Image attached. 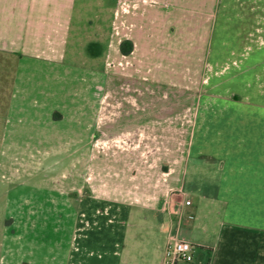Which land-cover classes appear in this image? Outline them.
<instances>
[{
	"label": "crops",
	"instance_id": "0c3cea01",
	"mask_svg": "<svg viewBox=\"0 0 264 264\" xmlns=\"http://www.w3.org/2000/svg\"><path fill=\"white\" fill-rule=\"evenodd\" d=\"M89 74L118 100L90 103ZM154 88L197 98L154 103ZM0 109L6 141L63 142L70 158L34 187L44 198L18 165L2 172L18 214L0 264H163L190 237V264H264V0H0ZM105 135L130 147L92 157ZM43 206L67 240L40 256Z\"/></svg>",
	"mask_w": 264,
	"mask_h": 264
},
{
	"label": "rangeland",
	"instance_id": "374dc122",
	"mask_svg": "<svg viewBox=\"0 0 264 264\" xmlns=\"http://www.w3.org/2000/svg\"><path fill=\"white\" fill-rule=\"evenodd\" d=\"M93 13L92 10H90L89 14ZM74 36H72V41L74 44ZM91 47L89 46V49ZM90 64V65H89ZM88 66H92L91 63H88ZM90 75V74H89ZM88 84V88L90 90L89 95V101L90 103H95L97 100V96L101 94L104 90V94L102 96V100H104L106 103L117 101V97L111 93L109 90V81L106 79L104 85L105 88L103 89L102 82L100 84L99 78L94 74L90 75L87 78L83 79ZM13 86V84H11ZM10 85V86H11ZM12 86L10 87L12 89ZM102 86V87H101ZM100 91V92H99ZM11 93H7L4 96L10 101L12 97H16L17 94L13 95V91H10ZM197 98V94L193 93L191 91L186 92H178L173 91L172 89L163 90V92L158 91L156 88H154L153 91V101L156 103L157 101L162 102H184V104L192 103ZM4 110V109H3ZM2 112V109H0V113ZM154 112H157V110H154ZM191 112V111H187ZM10 120L11 118L13 121H17V115L13 112H10ZM5 118H7L6 114L4 112L0 114V237L5 231V227L7 226V219L11 216H17L18 214V207L16 205V201L12 200V195L7 190L8 185L6 186L5 178H2V172L7 168V166L12 165H18L21 171V177L22 180L20 182L24 183L26 185V188L24 189L26 197L29 196V194L38 195L40 198H44L45 195L49 193L48 190H37L34 187H37L36 185L38 182L40 183L43 181V178H48L49 182L52 183V177L57 175L61 177V173L64 170L66 164L70 162V158L67 157V149L66 144L63 142H53V143H41L36 141H6L7 139H4L3 131H4V122ZM3 124V125H2ZM130 147L129 141H115L112 138L107 137L105 135V138L103 140L94 141L90 143V150L91 155L94 157L97 152H108L112 151L114 149H128ZM32 154H35L33 157ZM11 155H13V158H15L16 155H18L21 159L19 162H12ZM17 156V157H18ZM90 156V162L93 161V158ZM34 158V159H33ZM40 161V163H37ZM189 175H191L192 168L190 167ZM41 172V173H39ZM91 177V173H90ZM35 184V186H34ZM191 185V182L187 183V186L189 187ZM52 195L59 196L58 192H51ZM30 195V196H31ZM187 201H191L190 199H186ZM39 202V201H38ZM188 203V202H187ZM190 203V202H189ZM44 212L47 214V217L49 220L46 222L40 221V226L38 228L37 233L38 238L36 239V242H38V245L43 247V249L38 250V254L41 253L39 251L45 250V248H49L51 245V249H53L56 242H59L60 245L59 248L62 252L65 248V243L67 240L66 237V231L55 228V224L52 223L53 221H58L62 219L61 214L55 213L53 210H48L45 206H43ZM39 209L37 210V213L39 216H41V213H39ZM43 215V214H42ZM185 216L188 217L187 219H190L192 214L187 212L185 213ZM209 239L207 236V239L202 238L205 242H212L214 240L213 234L215 229L217 230L220 220L217 217L212 218L211 222H209L207 225H209ZM198 234L204 235V231L202 229L196 230ZM177 235L180 237H186L185 233L183 231H176ZM188 240H191L193 242H196L194 237H190ZM36 248V247H35ZM62 249V250H61ZM38 254H36L38 256ZM42 256L43 254H39ZM183 262V261H182ZM181 261L178 264H190L191 262L187 261L185 263H182Z\"/></svg>",
	"mask_w": 264,
	"mask_h": 264
},
{
	"label": "built area",
	"instance_id": "2783aa9c",
	"mask_svg": "<svg viewBox=\"0 0 264 264\" xmlns=\"http://www.w3.org/2000/svg\"><path fill=\"white\" fill-rule=\"evenodd\" d=\"M187 202L189 203L191 201ZM194 247V244L189 240H170L165 252L163 264H178L180 261H190L192 259Z\"/></svg>",
	"mask_w": 264,
	"mask_h": 264
},
{
	"label": "trees",
	"instance_id": "16d2710c",
	"mask_svg": "<svg viewBox=\"0 0 264 264\" xmlns=\"http://www.w3.org/2000/svg\"><path fill=\"white\" fill-rule=\"evenodd\" d=\"M131 49H132V44H130L129 47L127 46V43L122 44V50H123L124 52H126V53H127V52H130Z\"/></svg>",
	"mask_w": 264,
	"mask_h": 264
}]
</instances>
